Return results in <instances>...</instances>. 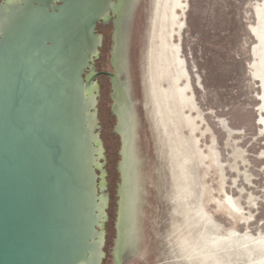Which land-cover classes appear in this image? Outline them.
Here are the masks:
<instances>
[{
  "label": "rangeland",
  "instance_id": "obj_1",
  "mask_svg": "<svg viewBox=\"0 0 264 264\" xmlns=\"http://www.w3.org/2000/svg\"><path fill=\"white\" fill-rule=\"evenodd\" d=\"M177 1H142L129 47L131 65L120 75L132 86L145 150L136 157L137 239L121 264H260V250L231 253L226 248L264 235L263 88L255 78L257 10L264 0ZM113 32L111 22V72ZM178 58L185 67L182 77ZM185 87L193 102L188 105ZM109 89L114 264L122 138L110 77ZM152 104L166 145L154 124ZM183 250L191 263L185 254L180 257Z\"/></svg>",
  "mask_w": 264,
  "mask_h": 264
},
{
  "label": "water",
  "instance_id": "obj_2",
  "mask_svg": "<svg viewBox=\"0 0 264 264\" xmlns=\"http://www.w3.org/2000/svg\"><path fill=\"white\" fill-rule=\"evenodd\" d=\"M120 1H0V264H110L109 77L122 138L114 264L131 247L116 91Z\"/></svg>",
  "mask_w": 264,
  "mask_h": 264
},
{
  "label": "bare ground",
  "instance_id": "obj_3",
  "mask_svg": "<svg viewBox=\"0 0 264 264\" xmlns=\"http://www.w3.org/2000/svg\"><path fill=\"white\" fill-rule=\"evenodd\" d=\"M142 1L143 0H121L120 1L121 3L117 6V12H118V21H117L118 48H117V53L115 55V59H116L117 65L122 68L123 73H125L126 69L128 67H130V65H131V57L129 55V47H130V43H132V40H134V38H135V37H132V31H133V27H135L134 26L135 19L137 18V13L139 12L140 5H141ZM179 2H181V1L180 0L177 1V5H179ZM176 9H178V7L174 8L173 14H175L177 12ZM257 12H258L257 14H258V18H259V25L256 29L255 34L257 35V38H258L260 45L256 47L257 61L255 62V67H256L257 77H255V78H259L261 85H262V88H263L262 108L264 110V3L259 6ZM177 65L180 67L179 70L181 71V77H182L184 75L183 69L185 67L183 69L181 68V65H183V63L179 60V58H178V64ZM185 76H187V74ZM180 79H182V78H180V75H179V77L177 79V83ZM182 83H180V84H182ZM116 86H117L116 87L117 88L116 89L117 98L120 101L118 112H119V116L121 117V122H122L121 128H122V132H123V136H124V140H125V147H126L125 148L126 161H125L123 169L125 171V175H127V178H126V183H127L126 205H124L125 210H126V217L128 218L127 233H128V236H130L129 237V240H130L129 243H135V241L137 239L136 232H137L138 222H139L137 205L140 201V198L138 199V196H139L138 194L140 192V188H139L138 182H137L138 178H139V167L140 166H139V162L136 160V157L138 154H142V156H144L145 150L143 148V143H142L143 142V134L142 133H144V132L142 129L143 125L141 126V122H140V119H139L137 111H136L135 103L131 99V95L133 92H132V86L130 85V81L127 80V81L119 82L116 84ZM187 90H188V88H187ZM192 92H193V89H192ZM182 94L184 97H186L187 105H188V103L189 104L193 103V102L190 103V98L186 93V87L183 88ZM151 115H152V118L154 120V124L157 127V132L161 135V139L165 143L164 138L166 136H164L163 128H162L161 123L158 119V116H156L157 114H156V111H155L153 104H152V109H151ZM261 120H262V123H260V124L263 125V131H264V115L262 116ZM146 141H147V139H146ZM167 143H168V141H167ZM164 145H166V143ZM149 154H150V152H149ZM147 182H148V180H147ZM146 189H147V186L145 185L143 187V190H146ZM153 195H152V197H153ZM153 198H155V197H153ZM197 211H199V208ZM217 241H219V240L211 239L212 243L217 242ZM240 243L241 244L239 246L234 245V246L227 247L226 248L227 251L232 250L231 253H233V252H235L233 250L244 248V249H246V251H248L250 253H255L257 250H260L261 253L264 252V235H260L259 237H256V238L253 237L252 240H250L249 238H246L245 240L240 241ZM248 244L250 245L249 247H247ZM217 247L218 248L220 247L219 243H217ZM224 248L225 247H223V249ZM259 248H261V249H259ZM184 254L186 256V260L191 263V256H189L187 254L186 250L182 251L180 257L182 259H184V256H182ZM257 255H258L260 264H264V255H260V254H257ZM178 260H180V258Z\"/></svg>",
  "mask_w": 264,
  "mask_h": 264
},
{
  "label": "flooded vegetation",
  "instance_id": "obj_4",
  "mask_svg": "<svg viewBox=\"0 0 264 264\" xmlns=\"http://www.w3.org/2000/svg\"><path fill=\"white\" fill-rule=\"evenodd\" d=\"M0 1H3V0H0ZM108 20H111V22L113 23V25H114V28H115V21L117 20V14H115L114 12L113 13H111V18L110 19H108ZM107 23V20L106 21H100V22H98L97 23V26H96V32L97 33H99L98 32V26L99 25H102V24H106ZM99 34H101V33H99ZM102 35V44H101V46L99 47V55L101 54V48H102V46H103V43H104V35L103 34H101ZM99 57V56H98ZM96 60V59H95ZM95 60H94V63H95ZM93 63V64H94ZM97 71V70H96ZM101 71H103V70H100V71H97V72H101ZM101 75V74H100Z\"/></svg>",
  "mask_w": 264,
  "mask_h": 264
}]
</instances>
